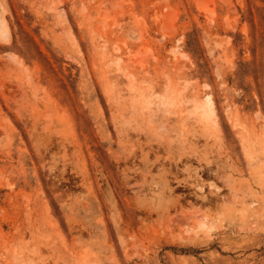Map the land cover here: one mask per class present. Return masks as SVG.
<instances>
[{"label":"rangeland","instance_id":"rangeland-1","mask_svg":"<svg viewBox=\"0 0 264 264\" xmlns=\"http://www.w3.org/2000/svg\"><path fill=\"white\" fill-rule=\"evenodd\" d=\"M0 264H264V0H0Z\"/></svg>","mask_w":264,"mask_h":264},{"label":"bare ground","instance_id":"bare-ground-1","mask_svg":"<svg viewBox=\"0 0 264 264\" xmlns=\"http://www.w3.org/2000/svg\"><path fill=\"white\" fill-rule=\"evenodd\" d=\"M200 6H201V4H200ZM201 109L203 110L202 115L204 117H209L210 115L213 114V102L210 98V95L205 97Z\"/></svg>","mask_w":264,"mask_h":264}]
</instances>
